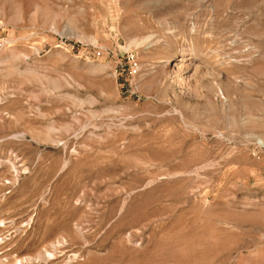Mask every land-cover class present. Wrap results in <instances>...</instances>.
<instances>
[{
  "label": "rangeland",
  "instance_id": "rangeland-1",
  "mask_svg": "<svg viewBox=\"0 0 264 264\" xmlns=\"http://www.w3.org/2000/svg\"><path fill=\"white\" fill-rule=\"evenodd\" d=\"M0 264H264V0H0Z\"/></svg>",
  "mask_w": 264,
  "mask_h": 264
},
{
  "label": "bare ground",
  "instance_id": "bare-ground-1",
  "mask_svg": "<svg viewBox=\"0 0 264 264\" xmlns=\"http://www.w3.org/2000/svg\"><path fill=\"white\" fill-rule=\"evenodd\" d=\"M152 39V38H151ZM138 40V39H137ZM134 42L135 43V46H143V44L145 45V41L146 40H142V41H137ZM149 41V40H148ZM147 41V42H148ZM132 43V44H134ZM231 43V42H230ZM227 44L228 45V56L226 57L227 59V64H225L222 60V66H226V65H231L233 63H237L239 62L236 58H233V53L236 49V46L235 45H232L233 43H236L238 44L239 43V40L236 38L235 40L232 41L231 44ZM134 46V47H135ZM250 46V45H249ZM147 47L149 48V46L147 45ZM248 47V46H247ZM137 48V47H136ZM226 49V48H225ZM249 48H247V50H245L244 48V51H248L249 53ZM225 51V50H224ZM182 54H179L178 56H176V54L172 55V57L167 61V70H163L162 74H161V81H165V83H169V85H174L176 87H178V89H180L182 91V93H185V92H193L197 97H201V98H206L208 96V93L207 92H204V90L202 89V86L200 84V80L206 76V75H210V76H213L215 78H218L214 73L210 74L208 72H206L204 69H202L203 66H199L198 64H196V62L194 63L193 61H190L187 59V57L183 56L181 57V55H183V53H185L184 50L181 51ZM246 53V54H248ZM241 54V53H240ZM254 54V53H253ZM251 53V50H250V53L248 55H246L247 57L248 56H251L253 55ZM224 55V54H223ZM254 56V55H253ZM225 57V56H224ZM236 57H239V56H236ZM221 58V57H220ZM252 58V57H251ZM235 59V60H233ZM221 63V62H220ZM240 63V62H239ZM204 64V63H203ZM219 64V63H218ZM202 65V64H201ZM207 66V65H206ZM205 66V67H206ZM208 67V66H207ZM210 68V67H209ZM211 69V68H210ZM214 71V70H213ZM210 72V71H209ZM216 72V71H215ZM220 73V72H219ZM221 76V75H220ZM222 77V76H221ZM220 78V77H219ZM228 78V76L226 77ZM234 78V77H233ZM198 79V82L195 80ZM222 80V79H221ZM226 83L229 85V87L232 88V90L235 88L234 87V83L233 81H230V79L228 78L225 79ZM235 81L237 79H234ZM223 81V80H222ZM220 85V84H219ZM227 85V87H228ZM237 85V84H236ZM240 85V84H239ZM222 86V85H221ZM224 87V86H223ZM223 87H219L222 92H224L225 90H223ZM225 87V89L227 88ZM228 87V88H229ZM234 87V88H233ZM228 88L226 89L228 91ZM231 91V90H230ZM221 92V91H220ZM223 94V93H222ZM209 97V96H208ZM226 98V97H225ZM15 168V167H14ZM14 173L17 172L13 171ZM17 181V175H13V181L10 182L11 184H13V182H16ZM64 243V242H63ZM46 251V250H45ZM46 256H45V260H49L50 258H52L53 254H52V251L51 250H47L45 252Z\"/></svg>",
  "mask_w": 264,
  "mask_h": 264
}]
</instances>
